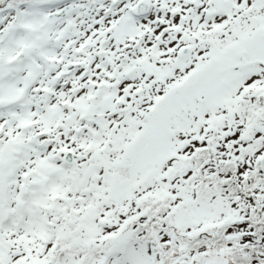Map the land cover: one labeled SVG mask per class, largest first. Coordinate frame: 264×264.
I'll list each match as a JSON object with an SVG mask.
<instances>
[{
    "label": "snow or ice",
    "instance_id": "snow-or-ice-1",
    "mask_svg": "<svg viewBox=\"0 0 264 264\" xmlns=\"http://www.w3.org/2000/svg\"><path fill=\"white\" fill-rule=\"evenodd\" d=\"M0 264H264V0H0Z\"/></svg>",
    "mask_w": 264,
    "mask_h": 264
}]
</instances>
